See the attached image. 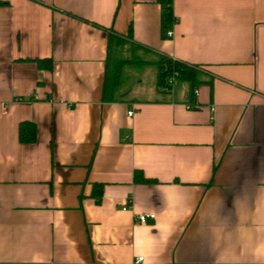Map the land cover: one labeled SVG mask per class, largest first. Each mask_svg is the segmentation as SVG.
<instances>
[{"label":"crops","instance_id":"crops-1","mask_svg":"<svg viewBox=\"0 0 264 264\" xmlns=\"http://www.w3.org/2000/svg\"><path fill=\"white\" fill-rule=\"evenodd\" d=\"M171 4L166 36L156 0H0V264H264V0ZM109 36L143 62L106 99Z\"/></svg>","mask_w":264,"mask_h":264},{"label":"trees","instance_id":"trees-1","mask_svg":"<svg viewBox=\"0 0 264 264\" xmlns=\"http://www.w3.org/2000/svg\"><path fill=\"white\" fill-rule=\"evenodd\" d=\"M160 5L161 10V26L163 32L170 28L175 22V18L172 12L171 0H156ZM112 38L107 42V56L105 62V76L102 86V96L106 99L113 98V93L118 88L121 81L122 71L125 65L137 64L143 62L142 60L127 59L120 54H115L112 49ZM37 67L50 68L49 59H34ZM156 67V86L160 91L170 90V85L167 84L168 76L175 70L177 71L178 79H182L190 83L193 86L197 83L199 68L196 65L186 64L181 61L172 59L166 55L158 54L156 60L153 61ZM176 78V79H177ZM17 139L21 143H30L35 139V126L29 121H20L17 126ZM133 180L135 182L147 183L149 179L145 178L140 171L133 172ZM101 192V184L93 185V195L98 200Z\"/></svg>","mask_w":264,"mask_h":264},{"label":"built area","instance_id":"built-area-1","mask_svg":"<svg viewBox=\"0 0 264 264\" xmlns=\"http://www.w3.org/2000/svg\"><path fill=\"white\" fill-rule=\"evenodd\" d=\"M172 31L171 28H168L165 30V35L166 36H171ZM177 71H173L167 78V84L170 85V89L172 87V84L174 82V80L177 78ZM27 99L30 100H35L37 99V96L34 93H31L28 95ZM16 101H22L21 98H15ZM128 115H132L133 111L132 110H128L127 111ZM154 218V214L153 213H138L134 216V221L138 222V223H143L146 222L147 220H152ZM142 261V257L141 256H137L135 257V259H133L132 264H139Z\"/></svg>","mask_w":264,"mask_h":264},{"label":"rangeland","instance_id":"rangeland-1","mask_svg":"<svg viewBox=\"0 0 264 264\" xmlns=\"http://www.w3.org/2000/svg\"><path fill=\"white\" fill-rule=\"evenodd\" d=\"M122 57H124V56H122ZM127 59H128V56L126 57ZM136 58V57H135Z\"/></svg>","mask_w":264,"mask_h":264}]
</instances>
